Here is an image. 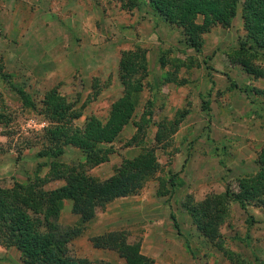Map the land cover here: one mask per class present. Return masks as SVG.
I'll return each instance as SVG.
<instances>
[{
    "label": "rangeland",
    "instance_id": "374dc122",
    "mask_svg": "<svg viewBox=\"0 0 264 264\" xmlns=\"http://www.w3.org/2000/svg\"><path fill=\"white\" fill-rule=\"evenodd\" d=\"M1 1L0 10L18 14L20 26L28 25L30 15L40 23L51 22L49 13L52 19L73 14L72 8L62 11L66 0ZM241 1L228 28L216 26L203 34L199 52L185 44L179 29L155 15L146 0H79L84 17L72 19L68 27L82 21L91 28L89 34L64 31L61 37L53 27L49 35H38V44L35 35H25L22 43L16 40L24 48L18 49L15 66L1 46L0 74L7 75H0L1 188L34 184L57 189L63 181L52 179L53 162V171L77 169L99 180L109 177L121 160L151 149L158 164L133 194L95 209L92 221L68 243L70 255L91 264H124L114 251L94 249L89 241L123 232L126 242L137 245L152 264H264V205L250 200L242 210L225 200L217 237L211 241L198 233L183 207L188 199L193 205L206 196H221L226 186L238 193L237 180L256 173L254 160L264 147V80L230 62L244 35ZM56 36L59 44L43 52L39 46ZM0 37L6 44V33ZM135 48L144 50L143 88L130 120L109 145L106 161L91 166L72 146L53 162L38 157L46 126L38 111L42 94L54 87L81 112L73 127L81 128L88 116L104 121L122 93L118 59ZM34 53L38 63L32 60ZM253 61L264 68V54H255ZM16 88L30 105L22 104ZM163 119H178L166 143L154 139ZM76 220L70 202L64 201L57 222L71 226ZM0 264H21L20 253L0 246Z\"/></svg>",
    "mask_w": 264,
    "mask_h": 264
},
{
    "label": "trees",
    "instance_id": "16d2710c",
    "mask_svg": "<svg viewBox=\"0 0 264 264\" xmlns=\"http://www.w3.org/2000/svg\"><path fill=\"white\" fill-rule=\"evenodd\" d=\"M239 2L146 0L155 15L180 30L185 44L195 52L200 51L203 34L216 26L223 29L229 27ZM240 19L243 40L238 43L230 62L238 65L246 75L264 80V68L253 61L255 54H264V0H242ZM146 72L144 50L135 48L122 52L117 65L121 96L110 104L104 121L88 116L81 128L73 127L71 123L81 112L73 109L54 87L46 90L39 101L38 111L45 118L46 126L42 128L43 144L37 156L53 162L63 154L66 146H72L84 155L91 166L106 161L109 145L128 123L137 106ZM5 77L7 75H2V78ZM16 91L22 104L27 105L24 92L17 88ZM177 122L178 119L159 121L155 141L166 143ZM254 162L256 173L237 180L238 193L231 192L226 186L221 196H206L193 205H190L189 199L184 203L183 207L203 238L211 241L217 237L225 200L236 202L242 210L250 200L264 205V147ZM55 164H50L52 179L63 181L57 189L43 190L41 185L34 184H14L10 189L0 187V246L15 247L20 253L21 264H91L84 258L70 255L68 243L78 236L84 224L92 221L96 208L138 190L157 171L156 158L151 149L134 158L123 159L103 180L77 169L53 171ZM64 201L70 202V211L77 216L71 226H62L57 222ZM123 234L107 232L91 237L89 241L94 249L114 251L124 264H152L151 259L139 252L137 245L126 242Z\"/></svg>",
    "mask_w": 264,
    "mask_h": 264
},
{
    "label": "crops",
    "instance_id": "0c3cea01",
    "mask_svg": "<svg viewBox=\"0 0 264 264\" xmlns=\"http://www.w3.org/2000/svg\"><path fill=\"white\" fill-rule=\"evenodd\" d=\"M3 1L6 2L7 0H3ZM19 1H32V0H19ZM35 1H38V0H35ZM41 1H46V0H41ZM78 1H75L73 4H71L70 3L71 0H66L65 6L62 10V11H67V10L70 11L72 8L73 14L70 13V15H67L64 17H62L60 15L61 16L60 19H59L60 16H57V19H58L57 20V19H52L51 15L53 13H49L48 17L50 18L51 22L42 21L40 23L34 21L35 17L30 15L29 20H28L29 23H28V25H25V26H20L18 14L13 12V13L8 15L6 10H5V7H3L2 10H0V33L1 34L6 33V36L8 37V41H6V44H2V42L0 40V50H1V46L4 45L6 47L4 49V51L6 54H11L12 65L15 66L16 63L19 64V57L17 55V51H18V49L24 48V47L20 46V43L17 44L16 40L20 39L21 43H22V40L25 39V35H28V36L29 35H35L36 38L33 39V41H35L36 44H38V42L40 41L39 39L37 40L38 35H42V34L49 35L51 32V29L53 27H55L59 30L58 34H60V35L61 34L63 35L64 31H66V34H68V32H69V34L71 32L72 33L76 32L77 36H79V34H81L82 32L89 34L91 28L86 26L85 22H82V21L78 22L76 27L74 25H72L71 27H68L69 21H72V19H75V22H77L76 20L79 17V15L81 18L84 17L83 12L82 13L80 12L81 10L79 9ZM1 2L2 1L0 0V3ZM69 18L71 20H69ZM54 21L56 23L60 24V27L54 25L52 23ZM72 22H74V21H72ZM20 28H21V31H19ZM118 29L121 30V28H118ZM73 30H75V31H73ZM62 35H61V37H62ZM9 36H11L12 39ZM61 37H59V36H56L55 38L49 37L48 39H46L48 42H46V40H45L46 43L43 44L42 46H39V47L41 48V50L43 52L46 53V51H48L49 49H54V47L59 44L58 40H60ZM36 44H35V46H36ZM32 60H34L35 63H38L39 57L37 56V53H34L32 55ZM46 81H47V79H44V81L42 80V82H46Z\"/></svg>",
    "mask_w": 264,
    "mask_h": 264
},
{
    "label": "built area",
    "instance_id": "2783aa9c",
    "mask_svg": "<svg viewBox=\"0 0 264 264\" xmlns=\"http://www.w3.org/2000/svg\"><path fill=\"white\" fill-rule=\"evenodd\" d=\"M27 125L36 126L34 122H32V124H31V122H29ZM42 126H43V125L41 124V125H39L38 127H42Z\"/></svg>",
    "mask_w": 264,
    "mask_h": 264
}]
</instances>
